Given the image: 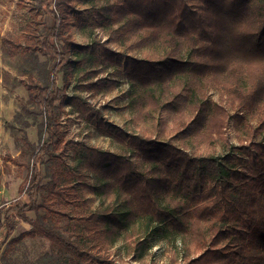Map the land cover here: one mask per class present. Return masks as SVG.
<instances>
[{"label":"trees","instance_id":"obj_1","mask_svg":"<svg viewBox=\"0 0 264 264\" xmlns=\"http://www.w3.org/2000/svg\"><path fill=\"white\" fill-rule=\"evenodd\" d=\"M39 4L50 24L26 36L35 75L13 124L25 133L39 125L41 145L24 138L31 160L27 201L0 213L9 230L0 264H11V251L36 237L57 252L45 264H118L108 251L119 240L129 241L139 261L146 242L134 237L141 231L181 242V259L170 264H264V0H79L82 11L75 0ZM74 21L91 43H74ZM102 34L116 35L123 52ZM134 50L146 51L144 57L127 54ZM105 64L124 67L138 130L130 135L96 123L117 133L141 163L65 140L68 101L89 119L100 117L80 93L115 86L100 78ZM72 81L81 90L69 98ZM211 89L220 102L210 100ZM169 110L166 134L161 114ZM86 170L99 176L94 191L102 209L79 213L68 205H84ZM20 222L30 229L11 238Z\"/></svg>","mask_w":264,"mask_h":264},{"label":"rangeland","instance_id":"obj_2","mask_svg":"<svg viewBox=\"0 0 264 264\" xmlns=\"http://www.w3.org/2000/svg\"><path fill=\"white\" fill-rule=\"evenodd\" d=\"M75 5L78 10H84L79 4V0H75ZM48 23L50 24L49 14L40 6L39 0H0V213L18 201H27L25 188L30 176L31 160L24 138L27 137L30 143L39 147L41 145L39 125L30 127L25 133L13 124V119L27 104L26 83L32 75H35L26 59L28 44L26 36L28 38L37 36L39 31L43 30L44 24L48 25ZM71 29L74 43L78 45L91 43L88 33L80 31L75 21L72 23ZM103 39L110 40L108 45L116 52H123L116 35L113 39L104 35ZM145 52L134 50L127 54L142 58ZM105 65L102 66L100 78L114 82L115 86L106 84L101 89L80 93L90 100L89 103L96 111H100V117L89 119L86 114L75 110L68 101L62 112V124L66 131L65 140L85 142L87 145L103 151L128 155L141 163L142 159L132 153L125 143L116 137L117 133L97 124L102 120L106 126L114 127L130 135L138 130L137 111L131 103L130 85L124 67L114 64ZM59 83L63 86L62 76L59 77ZM76 86L75 81L70 83L67 89L69 98L76 94L78 89ZM209 98L212 102H220L218 90L211 89ZM229 110L234 116L235 110L231 107ZM161 115L165 121L167 134L172 126L173 111H165ZM39 122L41 123V117ZM234 122L232 119L229 133L230 141L236 146L238 139ZM192 133L194 132L192 131ZM70 156H72V152H70ZM72 158L69 159V164L72 163ZM82 178L80 192L84 205L82 203L77 206L68 205V208L75 207L79 213L86 208L93 211L101 210L102 201L94 191L99 176L86 170ZM48 201L60 209L67 208L65 204H59L54 199ZM28 217L34 218L35 214L29 213ZM2 221L3 217L0 219V231L3 228ZM29 229L28 224L20 222L11 238L19 236ZM134 240H145L146 242L139 261H134L137 254L128 247L129 241L126 240L117 241L109 249L110 258L118 264L130 262H134V264H170L172 257L181 259L183 246L180 241L170 243L164 236L154 235L151 231H141L134 237ZM4 247L0 252V258ZM56 253L49 240L41 237L26 238L11 251L8 260L11 264H45L48 257L55 256Z\"/></svg>","mask_w":264,"mask_h":264},{"label":"water","instance_id":"obj_3","mask_svg":"<svg viewBox=\"0 0 264 264\" xmlns=\"http://www.w3.org/2000/svg\"><path fill=\"white\" fill-rule=\"evenodd\" d=\"M9 230L6 226L0 231V252L8 240Z\"/></svg>","mask_w":264,"mask_h":264}]
</instances>
